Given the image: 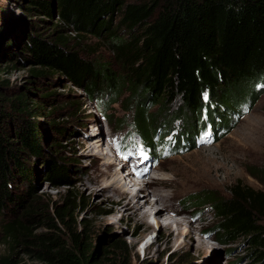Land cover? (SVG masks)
Returning a JSON list of instances; mask_svg holds the SVG:
<instances>
[{
  "label": "trees",
  "instance_id": "obj_1",
  "mask_svg": "<svg viewBox=\"0 0 264 264\" xmlns=\"http://www.w3.org/2000/svg\"><path fill=\"white\" fill-rule=\"evenodd\" d=\"M28 2L29 11L55 16L60 24L45 37L27 33L18 45L0 28V62L17 55L23 44L26 59L17 62L30 63L31 77L65 76L92 100L102 94L106 110L127 90L124 103L135 111L136 130L157 134L154 142L170 131L181 135V145L189 144L206 125L224 135L264 93V0ZM64 25L74 38L62 34ZM87 35L109 38L119 73L109 62L86 58L70 45ZM7 88L0 77V213L5 217L0 245L8 247L0 253V264H29L17 259L20 249L45 264H131L127 242L92 243L88 224L75 219L78 208H87L77 193L62 194L46 207L37 203V160L44 162L42 174L52 187L70 186L72 170L55 155L46 157L34 120L43 105L24 92L8 95ZM14 180L25 183L26 190H17ZM183 201L191 210L210 206L217 222L208 230L215 240L230 244L245 236L252 259L264 262V190L240 180L229 197L203 190ZM42 227L47 231L39 232Z\"/></svg>",
  "mask_w": 264,
  "mask_h": 264
},
{
  "label": "rangeland",
  "instance_id": "obj_2",
  "mask_svg": "<svg viewBox=\"0 0 264 264\" xmlns=\"http://www.w3.org/2000/svg\"><path fill=\"white\" fill-rule=\"evenodd\" d=\"M28 6V0H0V28L8 38L14 37L13 45H18V40L27 33L48 36L60 24L57 17L39 16L35 11H29ZM62 31L64 36H75L72 28L65 25ZM124 33L119 34L123 36ZM108 39L87 35L72 39L70 45L86 58L109 62V66L119 73L121 65ZM22 49L17 55L0 62V77L6 79L8 86L6 93L15 96L24 92L32 102L43 105L41 115L34 120L38 124L46 157L55 155L69 163L72 170L70 186L52 187L42 174L44 162L41 159L36 161L40 172L33 179V186L40 206L46 207L62 194L77 193L87 208L84 211L81 210L83 207L78 208L75 219L78 223L83 219L88 224L92 243L107 245L113 239L127 242L130 254L125 255L131 264H264L252 259L245 236L230 244L215 240V235L208 230L217 222L210 206L191 210L183 201L188 194L203 190L229 197L231 188L240 180L257 190H264V93L256 100L253 109L224 135L206 125L207 129L201 128L197 135L193 134L189 144L183 142L181 145V135L174 137L170 131L165 133L164 140L161 134L154 142L157 134L148 132L146 136L136 130L135 111L127 108V102L124 103L130 94L127 90L106 110L102 105V94L92 100L65 76L51 73L47 78L31 77L30 63L17 62L26 59L23 44ZM156 109L153 107L151 111ZM57 129H62L63 133ZM96 129L106 137L104 149L107 150L109 144L112 155L102 154L103 148L90 147L91 140L98 136ZM147 149L152 159L148 158ZM133 152L138 153L135 164L149 168L145 177L147 187L139 190L136 186L126 194L123 181H120L115 186H119L121 191L111 189L104 195L103 188L114 180L119 181L116 171L119 165L124 164L119 155L133 162ZM112 160L117 161L116 166L109 163ZM14 181L17 190L27 188L25 183ZM135 193L143 201L147 197L150 202H156L157 197L168 198L166 204L159 207L167 206L170 211L179 213V217L171 218L183 220L185 225L179 227L173 223L168 227L167 216L162 214L159 217L161 226L157 225L154 213L144 220H133L131 212L118 201H128L129 196ZM4 219L0 213V221ZM188 229H192L191 234H187ZM38 231L46 232L47 229L42 227ZM5 251L8 247L1 244L0 253ZM17 259L29 264H45L21 249Z\"/></svg>",
  "mask_w": 264,
  "mask_h": 264
},
{
  "label": "bare ground",
  "instance_id": "obj_3",
  "mask_svg": "<svg viewBox=\"0 0 264 264\" xmlns=\"http://www.w3.org/2000/svg\"><path fill=\"white\" fill-rule=\"evenodd\" d=\"M96 130L98 132V133H96L98 136L91 140L93 142L90 145V147L92 146L94 148L99 147V149H102V148L104 149L105 145H106V137H104V135H102V133H101L102 131L100 132V129H96ZM107 142H108V140H107ZM93 143H95V145ZM147 152H148V149H147ZM102 154H104V153H102ZM131 155H132L134 161L130 162L129 159L127 160V158H124L123 172L121 170L116 171L117 177L119 178V181L114 180L112 183L109 184V186H106L105 188H103L102 192L104 193V195L106 193L110 192L111 189L113 191L116 190L117 192L121 191V188L119 186H115V184H117L120 181H123L121 183H123L122 187L126 188V189L124 188L126 194L130 193L131 189H133V187L137 186L139 188V190H141L143 187H147L148 181L146 182L145 177L147 176L149 168L148 167L144 168V167H142V165H136L135 164L136 163L135 157L138 155V153L135 154L133 152V154H131ZM147 155H148L149 159H152V156L150 155L149 152ZM109 163L112 165H115V166L117 165V161H115V160H112ZM128 179H129V181H128ZM128 190L130 192H128ZM154 193H155V191H154ZM150 194H148V195H150ZM167 199L168 198L160 199L159 197H157L156 202H150V199L147 197V198H145V201H143V200H140L139 194L135 193L132 196H129L128 201L123 202L121 200V201H118V204H123L126 208V211L131 212V218L133 220H144L149 216V214L154 213V222L157 225L161 226V222H160L159 217L162 214V215L167 216V217L166 216H164V217H166L165 219L167 220L166 224L168 227H170L173 223L177 224V226H179V227L184 226L185 223L183 222V220L180 221L177 219H173L174 217L175 218L179 217L178 216L179 213H176L174 211H170L167 206L162 207V208L159 207V205H162V206L165 205ZM140 201H141V203H140ZM167 211H168V213H166ZM171 217H173V218H171ZM191 230L192 229H188L187 234H191L192 233ZM171 233L172 232H170V234Z\"/></svg>",
  "mask_w": 264,
  "mask_h": 264
},
{
  "label": "snow or ice",
  "instance_id": "obj_4",
  "mask_svg": "<svg viewBox=\"0 0 264 264\" xmlns=\"http://www.w3.org/2000/svg\"><path fill=\"white\" fill-rule=\"evenodd\" d=\"M205 99H207V97L205 96Z\"/></svg>",
  "mask_w": 264,
  "mask_h": 264
}]
</instances>
